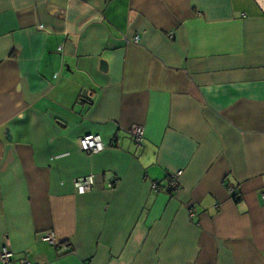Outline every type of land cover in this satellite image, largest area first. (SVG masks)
I'll use <instances>...</instances> for the list:
<instances>
[{
    "label": "crops",
    "instance_id": "1",
    "mask_svg": "<svg viewBox=\"0 0 264 264\" xmlns=\"http://www.w3.org/2000/svg\"><path fill=\"white\" fill-rule=\"evenodd\" d=\"M5 247L9 264H264L255 0H0Z\"/></svg>",
    "mask_w": 264,
    "mask_h": 264
},
{
    "label": "built area",
    "instance_id": "2",
    "mask_svg": "<svg viewBox=\"0 0 264 264\" xmlns=\"http://www.w3.org/2000/svg\"><path fill=\"white\" fill-rule=\"evenodd\" d=\"M137 38H134V42L136 43ZM144 130L141 126H133L128 130V134L130 135L131 141L136 147H140L144 140ZM78 148L82 153L87 156H93L95 154H99L105 151L107 147H105L101 136L99 135H86L78 141ZM180 175V172L174 174L169 178V182L166 185L165 191L170 193L178 192V181L177 177ZM74 191L78 196H83V194H87L92 192L94 189L95 183L92 175L83 176L82 178H76L73 180ZM114 185L110 184L109 188H113ZM153 189L159 190L156 184L153 185ZM42 241L49 243L50 245L56 247L57 244L53 237L52 233L46 234ZM13 258V253L8 248L0 249V264H9ZM21 264H30L27 259H22L20 261Z\"/></svg>",
    "mask_w": 264,
    "mask_h": 264
},
{
    "label": "water",
    "instance_id": "3",
    "mask_svg": "<svg viewBox=\"0 0 264 264\" xmlns=\"http://www.w3.org/2000/svg\"><path fill=\"white\" fill-rule=\"evenodd\" d=\"M261 11L264 13V0H255Z\"/></svg>",
    "mask_w": 264,
    "mask_h": 264
}]
</instances>
